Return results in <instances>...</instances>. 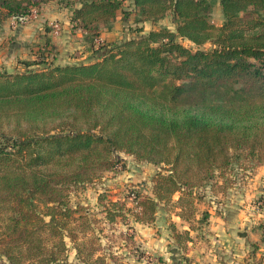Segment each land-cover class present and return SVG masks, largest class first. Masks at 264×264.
Segmentation results:
<instances>
[{
  "label": "trees",
  "instance_id": "obj_1",
  "mask_svg": "<svg viewBox=\"0 0 264 264\" xmlns=\"http://www.w3.org/2000/svg\"><path fill=\"white\" fill-rule=\"evenodd\" d=\"M50 1L62 2L0 0V22ZM63 1L85 50L118 13L153 25L170 15L175 28L102 46L89 61L55 65L40 53L0 71V264H124L134 234L113 247L107 229L154 224L160 211L186 251L210 208L264 165V0H220V26L211 0H133L131 11L122 0ZM118 153L156 167L151 185L121 198L103 187L125 168ZM97 185L95 209L72 201ZM251 258L241 264H264Z\"/></svg>",
  "mask_w": 264,
  "mask_h": 264
},
{
  "label": "rangeland",
  "instance_id": "obj_2",
  "mask_svg": "<svg viewBox=\"0 0 264 264\" xmlns=\"http://www.w3.org/2000/svg\"><path fill=\"white\" fill-rule=\"evenodd\" d=\"M69 1L74 2V4L76 3V6H79L80 4L78 3L77 0H69ZM122 1L124 8L126 10L131 11V9H133V0H122ZM211 1L213 2V8L211 12L212 22L220 26L224 23V16L220 5V0H211ZM53 4L57 5L58 8H62V9L65 8L66 11H72L75 6V5L66 6L65 5L66 2L63 0L62 2L61 1L53 2ZM120 14L122 15V17L119 18V22H116L115 19L113 23L104 26L101 29L102 30L101 32L108 33V36L104 35V37L106 38H104L105 40H102V44L96 45L97 48L95 47L90 48V45L88 46L89 48L87 49H89L90 51L92 50V54H91L92 57L96 56L97 51L101 48L103 49V47L106 48L108 45L111 46L115 43L124 41L125 39L135 37L138 34L148 32L150 29L154 27L159 28V27L167 26L171 29L175 28L173 19L170 15L164 18L163 20H161L160 22H158L156 25H153L150 22L138 24L136 22L137 16L135 14H131V15L128 14L127 16H125L126 20L123 19V14L122 13ZM38 15H39V11H38ZM32 20L28 21L27 23L31 22ZM11 21H14V18H11ZM52 22H58L60 24L59 21H51L49 22V24L48 22L44 23L43 25L45 26L44 27L45 30L52 29L51 26ZM116 23H119V25H121L122 34L112 39L111 36L109 35L114 31L113 28L116 25ZM11 25H14V22H12ZM140 27H143L144 31L138 33L137 30ZM121 35H123V37H121ZM80 37L83 38L84 41H86V43L89 42L85 40V37L82 36ZM97 38H101V34ZM211 47L212 45L210 44H206L203 46V48L206 49H209ZM81 50H84V48H82ZM51 52L52 54H56V51H54V49L51 50ZM52 54H50L47 57V59L50 61V63L59 65L57 61L55 62V58L51 56ZM89 58H90L89 56H87L86 58L79 57L78 61L82 62V61L92 60ZM185 108L187 109L193 108V112H198V113L202 112V108L200 107H189V105L181 107V109H185ZM116 156L121 160L122 165H125V168L117 169V171L114 172H108L106 174V179L104 180L105 185L103 186V187H109L115 198L124 197L127 193V190L129 189L128 187L132 188L133 186L140 185L143 183V181L146 183V185L148 186L151 185V178L156 170V167L145 162L136 161L132 156H129L124 153H118ZM128 175L130 176V178H128ZM112 177H116V179L114 180ZM238 182H242V184L238 183L239 185L237 189H230L228 198L226 197L220 198L221 202L223 203V206L219 204L220 210L215 208H211V209L212 211H244L243 215L246 214L249 217V219L246 220L248 222L250 221V224H248V226H244V228L241 230V234L245 232L247 233L246 236H241L243 237L240 238L242 239L241 245H243L244 243L243 239L250 238L251 240L246 241L249 243L245 244V247L249 248V252H247L246 254L243 253L242 255H245L244 259L251 258L253 255H255V257L258 259L260 257L264 258V165L258 167L256 173L254 175H251V177H245V180H239ZM101 188H102L101 186L97 185L95 188H89L85 193L79 191L77 195L72 196V201L76 203L78 200H80L86 205H89L91 208H93L94 207L93 201L94 198L96 201L97 190ZM207 206H208L207 203L202 204L200 206V211L206 210ZM242 217L246 218L245 216ZM112 227H114L115 230L107 229L106 234L111 239L110 245H114L113 247L117 246L121 248V243L123 242V240L129 238L127 236L133 234L135 236V230H132L133 232H131L130 230H128L129 226H127L122 222H118ZM205 227L207 228L205 230H202L204 231V233L200 234L201 237L199 238V240L201 239V243L195 246H190L189 248L190 251H194V254L190 256L191 259L190 264L196 262L197 256L200 257V263L202 262L203 264H232V263L237 264L234 262L235 261L234 258L237 257V255L241 254L242 252L236 253V251H234L235 246L224 240L219 241L218 238L222 239V237H221V232H219L217 229L213 230L214 232H212L211 230H209L208 226ZM134 245H137L138 247ZM195 253H197L196 256ZM119 256L121 257L120 259L123 261L124 264H160L159 257L163 258L162 264L172 263L169 260H167V256L165 254L160 255L158 252H155L148 248H144V246H142V244L138 242H135V244L131 243L129 247L120 249ZM70 259L71 260L74 259L73 252L71 254ZM0 261H1V257H0Z\"/></svg>",
  "mask_w": 264,
  "mask_h": 264
},
{
  "label": "crops",
  "instance_id": "obj_3",
  "mask_svg": "<svg viewBox=\"0 0 264 264\" xmlns=\"http://www.w3.org/2000/svg\"><path fill=\"white\" fill-rule=\"evenodd\" d=\"M53 2L56 1H50L44 4L41 7V12L39 11L38 17L29 23L18 26L11 25L13 22L11 18L0 22V71H22L25 68L24 61L35 60L37 54L44 52L50 55L52 54L50 51L53 49L56 51V54H52L51 56L55 58V62L57 61V63L61 65L81 62L78 61L79 57L86 58L89 56V59L95 58V56L92 57L91 55L92 50H85L87 43L80 37H84L83 32L80 29H73L71 23L72 11H66L65 8H58ZM120 17H122V15L118 13L116 22H119ZM51 21H59L62 25L63 29L60 35H55L52 29L45 30L43 24L47 22L49 24ZM113 30L114 31L109 35L112 39L122 34L121 25H119V23H116ZM100 34L103 40L106 38L104 35L108 36L107 32H101ZM121 37H123V35H121ZM82 48H84V50H81ZM112 178L114 180L116 179V177ZM128 178H130L129 175ZM143 183L145 182L143 181ZM94 203L95 198L93 204ZM209 213V223L206 224L209 230L214 232L213 230L217 229L221 232L222 237V239L218 238L219 241L224 240L235 246L234 251H236V253L242 252L234 258V262L241 264L245 261H250V258L244 259L245 255L242 254L249 252V248L245 247V244L249 243L246 241H250L251 239H243V245H241L242 239H240L243 238L241 237L243 236L241 230L244 226L250 224V221L248 222L246 220L249 219V217L246 214L243 215L244 211H212L210 208ZM171 220L176 223L179 230H190V224L183 221L180 217L173 215ZM168 225L167 214L160 211L154 224H137L134 226V229L132 228L135 230L134 241L142 244L144 248L158 252L160 255L165 254L167 260L172 262L169 264H190V256L194 254V251H190L189 248L190 246L201 243V239L199 240L201 236L198 234H201L202 230H191L190 234L193 240L188 242V249L183 251L178 247V243L174 239ZM204 228L206 229L207 227ZM112 230H115V228L113 227ZM196 254L197 253H195V256ZM193 264L203 263H200V257L197 256L196 262Z\"/></svg>",
  "mask_w": 264,
  "mask_h": 264
},
{
  "label": "built area",
  "instance_id": "obj_4",
  "mask_svg": "<svg viewBox=\"0 0 264 264\" xmlns=\"http://www.w3.org/2000/svg\"><path fill=\"white\" fill-rule=\"evenodd\" d=\"M38 17V9H33L32 11H31V13L30 14H28V15H26V16H18V17H14V25H18L19 23L20 24H26L28 21H30V20H32V19H36ZM51 26H52V29H53V33H55V35H60L61 34V30H62V28H61V25L58 23V22H52L51 23ZM102 38H97L96 39V44L97 45H100V44H102ZM122 168V166L121 165H119L118 167H117V169H121ZM131 199V198H130ZM261 204V203H260ZM131 232H133L132 230V228L131 229H129Z\"/></svg>",
  "mask_w": 264,
  "mask_h": 264
},
{
  "label": "water",
  "instance_id": "obj_5",
  "mask_svg": "<svg viewBox=\"0 0 264 264\" xmlns=\"http://www.w3.org/2000/svg\"><path fill=\"white\" fill-rule=\"evenodd\" d=\"M242 235H243V236H246V235H247V233L245 232V233H243Z\"/></svg>",
  "mask_w": 264,
  "mask_h": 264
}]
</instances>
